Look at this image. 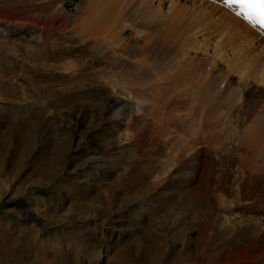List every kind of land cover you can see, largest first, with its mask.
Listing matches in <instances>:
<instances>
[{
  "label": "rangeland",
  "instance_id": "1",
  "mask_svg": "<svg viewBox=\"0 0 264 264\" xmlns=\"http://www.w3.org/2000/svg\"><path fill=\"white\" fill-rule=\"evenodd\" d=\"M66 1L70 0H0V22L13 24L20 29L18 32L29 30L38 19L48 25L38 45L0 38V135L16 124L8 132L7 150H0V264H13L15 255H21L29 264H38L40 258L45 264H55L50 254L36 257L35 250L25 246L28 242L39 245L42 232H37L32 220L21 216L19 204L23 200L40 214L53 218L63 212L71 213L70 210L76 213L75 206H87L90 215L101 212L110 216L112 221L104 227L93 226L92 221L74 222L81 213L61 223L58 229L65 232L59 233L56 241H67L69 246H56L55 250L61 253L57 264H94V255L106 244V229L122 216L126 222L121 226L134 229L136 234L133 231L130 237H122V233H115L113 247L101 264H141L137 259L121 263L111 258L120 250L121 255H132L130 249L123 247L129 243L133 248L139 239L137 233L145 236L147 242L164 247L158 264H264V204L252 203L253 184L239 179V168L248 162L239 133L225 130L216 140L205 137L191 155L185 153L177 159L181 143L178 136L182 143L185 139L183 116L179 113L175 122L144 139L150 120L136 112L143 109L145 101L156 99L158 108L166 113L173 101L171 96L165 98L170 85L162 81L141 86L139 72L120 67L108 51L97 53L90 44H83L78 33L70 30L74 26L69 25L75 20L72 11L67 12L64 27L52 25L60 16V5ZM83 1L71 3L76 7ZM205 1L256 28L237 15L239 8L235 4L229 7L228 0ZM136 29L132 27L126 41L134 39ZM261 31L257 29L258 33ZM125 57H129L128 52ZM156 69L153 72L160 75ZM113 98L121 99L131 109L137 127L143 126L138 142L125 145L129 141L124 135L126 127L121 126L118 131L108 126L114 110L108 111L106 105ZM254 101L255 98H248L243 104V118L248 112L250 116L246 122L256 109ZM235 112H241L240 108ZM26 122L40 128L28 155L19 159L21 126ZM246 122L236 119L225 125L242 130ZM195 155L197 175L188 187L177 184L195 165L189 161ZM51 160L59 161L61 166L55 176L30 174ZM88 166L108 176L100 181L80 176ZM154 175V186L146 190L149 177ZM262 186L264 181H258L256 187L264 198ZM135 209L141 218L130 217ZM67 231L71 232L69 236Z\"/></svg>",
  "mask_w": 264,
  "mask_h": 264
},
{
  "label": "bare ground",
  "instance_id": "2",
  "mask_svg": "<svg viewBox=\"0 0 264 264\" xmlns=\"http://www.w3.org/2000/svg\"><path fill=\"white\" fill-rule=\"evenodd\" d=\"M68 11H72L75 17L73 24L69 25L74 28L69 29L78 33L83 44H90L91 49L97 53L108 51L109 57L120 67L134 73L139 72L142 78L140 77L138 84L145 86L164 81L170 85L171 88L165 98L171 96L173 101H169L166 113L158 108L156 99L145 101L143 109L136 112L141 118L150 120L146 123L148 135L144 139H149L156 132L158 134V129L176 120L179 113L183 116L181 118L184 123L181 128L185 139L182 143V138L178 136L181 143H179L180 155L177 159L193 151L205 137H213L216 140L225 130L239 133L248 161L243 162L244 164L239 168V179H248L253 184L250 194L252 203L264 204V198L260 196L256 187L258 181H264V29L259 26L256 28L246 26L233 15L205 0H85L76 7H73L70 0L60 5V16L51 22L52 25L64 27ZM47 26L46 21L38 19L35 26L29 30L18 32L20 29L13 24L0 22V38L11 37L25 44L38 45ZM132 27L137 28L134 39L131 42L126 41ZM257 29H261L263 34L258 33ZM126 52L129 53V57L123 58ZM155 67L162 76L153 72ZM248 98H255L252 105L256 109H253V115L246 122L249 112L245 118L242 114L243 104ZM177 101L184 102L181 104L182 108ZM238 107L241 112L236 113L235 109ZM106 109L114 110L112 117L107 121L109 127L113 130H118L121 126L126 127L127 131L124 135L129 143L124 144L137 141L143 126L139 128L134 124L131 109L118 98L109 100ZM232 111L235 112L234 115ZM1 114L0 110V117ZM236 119L246 122L242 130L235 125H225L226 122H235ZM27 123L21 126L23 140L19 146V159H24L28 155V150L40 128L37 125H26ZM15 126L16 124L11 125L8 132L14 130ZM8 132L0 135V150H7ZM226 140L228 141L229 138L227 137ZM171 145L173 146V143ZM134 154L132 151L133 156ZM128 157L130 158L131 155ZM189 161L194 162L195 165L192 164L194 166L188 168L187 173L178 182L176 181L177 184L182 183L185 187H188L197 175L198 157L191 156ZM59 166V161H46L43 166L33 169L30 174L37 177L55 176L61 171ZM14 167L16 168V165ZM88 167V170L84 174L82 171L80 176H91L95 181L108 176L100 175L99 169ZM1 168L0 164V171ZM156 179L155 175L149 177L146 190L152 189ZM217 199L225 205L224 199L220 196ZM19 205L23 219L32 220L38 229L37 232H42L39 245H30L28 242L25 246L34 249L36 257L40 254H50L55 264L61 257V253L55 250L56 246L58 245L60 249L69 246L67 241H56L58 234L62 235L65 232L58 229L61 223L73 220L75 215L80 213L82 216L74 222L92 221L93 226L104 227L107 222L112 221L110 216L101 212L90 215L88 211L90 208L87 206H75L76 213L70 210L71 213L63 212L53 218L44 212L40 214L36 208L26 205L24 200ZM130 217L139 219L141 214L135 209ZM124 222H126L125 216H122L116 224L112 222L113 224L106 229V244L94 255V264H101L107 257L108 251L113 247L111 241L115 233H122V237H130L133 231L135 233L134 229L121 226ZM149 228L152 229L151 226ZM65 234L69 236L71 232L67 231ZM137 234L139 239L133 248H130L129 243L123 247L126 250L130 249L132 255H121L122 250H120L111 257L112 260L122 263L124 260L137 259L141 264H158L164 247L151 244L146 241L145 236ZM170 258L173 261L178 259L173 256ZM13 260V264H29L22 260L21 255H15ZM38 264H45L44 259L40 258Z\"/></svg>",
  "mask_w": 264,
  "mask_h": 264
},
{
  "label": "snow or ice",
  "instance_id": "3",
  "mask_svg": "<svg viewBox=\"0 0 264 264\" xmlns=\"http://www.w3.org/2000/svg\"><path fill=\"white\" fill-rule=\"evenodd\" d=\"M228 4L229 7L235 4L239 8L237 15L254 27L264 29V0H228Z\"/></svg>",
  "mask_w": 264,
  "mask_h": 264
}]
</instances>
